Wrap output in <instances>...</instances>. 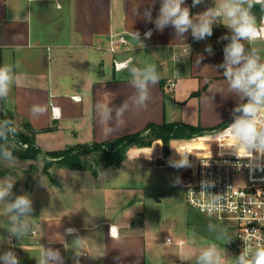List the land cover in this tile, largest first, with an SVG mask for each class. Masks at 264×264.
<instances>
[{
    "label": "crops",
    "instance_id": "1",
    "mask_svg": "<svg viewBox=\"0 0 264 264\" xmlns=\"http://www.w3.org/2000/svg\"><path fill=\"white\" fill-rule=\"evenodd\" d=\"M215 1L211 5L201 0L193 6L192 0H185L182 7H188L195 19L222 3ZM160 6L161 0H0V66L12 65L14 71L8 96L0 99V115L12 112L27 120L36 130L38 146L45 152L133 134L149 123L178 122L211 128L237 115L233 109L245 98L229 90L224 69L218 67L224 61L223 49L231 41V30L223 22L221 27L214 23L212 35L199 41L190 29L182 37L177 36L171 24L160 31L154 23ZM149 8L151 21L144 15ZM253 11L262 20L264 8L255 5ZM149 30L151 37H143ZM112 33H139L143 45L138 42L110 53ZM224 36L228 39H221ZM261 42L264 40L243 43L246 52L255 49L261 60ZM208 45L212 55L205 51ZM185 46L190 53L177 58ZM142 50L152 53L150 61L137 58L130 65L129 53ZM89 51L96 53L92 61L95 73L82 77L76 68L68 75L70 59L76 54L86 62ZM104 52L111 56L112 72L99 75L96 70L104 65ZM198 56L203 60L196 66ZM120 57L130 62L117 71L113 60ZM149 65L156 66L160 79L156 85H148L149 100L144 108L138 103L139 92L134 84L138 76L132 72L138 73ZM74 95L81 99L75 100ZM33 105H44L47 112L34 114L30 111ZM103 106L110 110L106 120H102ZM54 108L60 109L56 118L52 116ZM118 111L122 116L117 115ZM109 128L111 132L106 134ZM204 147L206 152L208 146ZM82 172L92 177L88 170L54 164L44 178L48 180L46 188L49 181H58L64 189L67 178ZM124 173L119 166H106L96 175L101 182L88 188L98 193L100 214L81 217L76 211L67 214L52 206L43 207L32 222L24 217L19 234L9 231L3 238L0 233V256L11 250L19 264H38L48 250H58L62 264H82V253L87 250L93 264H149L145 187L129 182L130 175L123 176ZM68 227L77 228V232L68 234ZM0 264L4 262L0 260Z\"/></svg>",
    "mask_w": 264,
    "mask_h": 264
},
{
    "label": "rangeland",
    "instance_id": "2",
    "mask_svg": "<svg viewBox=\"0 0 264 264\" xmlns=\"http://www.w3.org/2000/svg\"><path fill=\"white\" fill-rule=\"evenodd\" d=\"M205 1L206 4L211 5L216 2L215 0ZM254 7L251 12L256 17L257 24L260 25L261 19L258 12L253 11ZM261 43L264 45V42ZM106 53H102L105 55L104 65L96 70L99 75L112 72L111 56ZM129 54L132 56L130 65L136 63L137 58L150 61L152 57V53L146 50ZM88 55V61L83 62L75 54L74 58L69 61L71 73L69 72L68 75L75 73L76 68L81 71L82 77L91 75L93 73L92 61L96 53L89 51ZM17 125L23 129L20 123ZM147 135L151 136L147 132L143 134V139H149ZM217 137L219 135H199L190 138V141L182 145H177L174 140L187 138H173L170 140L168 154L163 149H150L156 144H159V148H164L161 139H154L150 147L138 144L136 141L129 142L126 148V159L121 164L114 165L119 166L122 172H126L123 176L130 175L129 182L145 187L144 216L148 224L149 264H198L200 254L213 246L221 257L220 264H236L238 246L234 227L215 216L198 212L186 201L187 184L195 180L196 168L189 161V166L182 168L164 164L174 162L178 158L181 159L185 154L192 155L195 161L199 157L201 144H210L209 141H215ZM87 158L92 166L88 170L92 177L89 178L87 172L77 173L67 178V186L64 189L58 185V181L54 184L49 181L47 189L45 182L48 180L44 178L48 173L44 170L43 157L34 161L5 159L0 156V184L5 182L13 184L10 195L4 201H0V233L3 238L13 228H20L24 217L32 222L36 214L46 206H52L67 214L76 211L81 214V217L100 214L99 198L96 196L98 193L92 189L89 191L88 188L101 182L96 175L105 170L104 153L96 150L88 154ZM121 181L126 182L124 178ZM21 195H27L30 198L32 210L17 217L16 213L8 212L7 208L16 197ZM169 238L172 241H168ZM180 241L182 245L179 244ZM15 244L16 241L13 242V247ZM10 247L13 249L12 242H10Z\"/></svg>",
    "mask_w": 264,
    "mask_h": 264
},
{
    "label": "clouds",
    "instance_id": "3",
    "mask_svg": "<svg viewBox=\"0 0 264 264\" xmlns=\"http://www.w3.org/2000/svg\"><path fill=\"white\" fill-rule=\"evenodd\" d=\"M185 0H161L159 15L155 20V26L162 31L166 25L171 24L177 36H181L191 30L192 36L199 41L210 37L213 33V24L223 22L225 27L231 30V41L224 49V61L218 65L224 69L223 76L228 82L229 90L245 98V102L237 105L234 113L233 122L228 126L227 132L234 140V154L243 152L242 159L248 160V167L252 170L264 171V62H260V56L246 52L244 41L249 44L259 39H264V23L258 25L256 17L252 14L251 9L255 5L264 8V0H222L218 7L210 8L200 14L195 19L190 14L188 7H182ZM193 6L201 3V0H192ZM145 19L151 21V9L145 10ZM151 30L145 33L150 37ZM139 41V33H135ZM221 39H228L224 36ZM138 45H143L140 41ZM205 51L212 55V47L208 45ZM203 56H198L196 66H199ZM135 87L138 89V103L144 108L147 107L146 101L149 100L148 85H156L160 76L155 65H149L147 68L132 72ZM14 81L13 66L5 64L0 66V99L8 96L10 88ZM104 107L102 120L109 118L110 110ZM32 113L44 114L47 107L44 105H33ZM59 108H54L52 116L58 117ZM118 116H122V111H118ZM111 132V129H105V133ZM179 154V153H178ZM5 159H13L10 152H7ZM170 165L176 168L188 167V156L185 154L178 162H170ZM13 184L5 182L0 184V201H4L10 195ZM32 210V202L27 195H21L8 205L7 211L16 213L17 217L25 215ZM24 226L13 228V234H19ZM71 231V230H69ZM111 233V229H110ZM4 264H19V259L12 251L0 256ZM221 257L216 251L215 246L203 251L199 258L198 264H220ZM49 261L55 264H62V257L59 251L48 250L45 259L38 264H49ZM236 264H264V247L257 249L254 255L249 259L245 254H241Z\"/></svg>",
    "mask_w": 264,
    "mask_h": 264
},
{
    "label": "built area",
    "instance_id": "4",
    "mask_svg": "<svg viewBox=\"0 0 264 264\" xmlns=\"http://www.w3.org/2000/svg\"><path fill=\"white\" fill-rule=\"evenodd\" d=\"M216 24L218 27L222 26V22ZM145 33L143 37H151H146ZM131 44L125 33H112L108 50L117 53ZM189 53L185 46L176 57L182 58ZM129 62L128 58H114V68L120 71L128 67ZM260 62H264V57ZM73 98L80 100L81 96L74 95ZM228 126L207 134L219 135L215 141H209L213 154L201 155L195 161L189 154L188 161L196 168V176L187 186L186 201L198 212L215 216L234 227L238 257L245 254L250 259L257 249L264 247V171L250 169L247 166L248 160L239 157L244 155L243 152L234 154L235 149H231L234 140L230 135L223 134ZM66 232L76 233L77 228L68 227ZM168 241L172 239L169 238ZM179 244L182 245V242ZM82 261V264H93L92 256L87 250L82 253Z\"/></svg>",
    "mask_w": 264,
    "mask_h": 264
},
{
    "label": "trees",
    "instance_id": "5",
    "mask_svg": "<svg viewBox=\"0 0 264 264\" xmlns=\"http://www.w3.org/2000/svg\"><path fill=\"white\" fill-rule=\"evenodd\" d=\"M233 120L234 116L211 128L178 122L149 123L144 130L133 134L104 142L76 144L65 149L45 152L38 146L35 138L36 130L32 128L27 120L20 119L16 113H3L0 115V156L5 157L6 153L10 152L13 159L17 160L35 161L43 157L44 169L47 173H49V168L54 164L70 169L90 170L92 166L87 155L93 151L100 150L104 153L105 166L119 165L126 159V148L129 142L136 141L138 144L150 147L154 139H161L164 148H159V144H156L150 149H163L168 154L171 139L187 138L174 140L178 145H182L195 136H203L220 131L230 125ZM17 123H20L23 129H20ZM226 131H223V133ZM147 132L151 136L147 135L149 139L146 140L142 136Z\"/></svg>",
    "mask_w": 264,
    "mask_h": 264
},
{
    "label": "bare ground",
    "instance_id": "6",
    "mask_svg": "<svg viewBox=\"0 0 264 264\" xmlns=\"http://www.w3.org/2000/svg\"><path fill=\"white\" fill-rule=\"evenodd\" d=\"M226 135H229V133L226 134ZM204 146H208V149L206 150V152H203V147ZM204 150H205V147H204ZM211 154H213V151L211 149V145L208 144V143L201 144V150L199 151V156H201V155H211Z\"/></svg>",
    "mask_w": 264,
    "mask_h": 264
},
{
    "label": "water",
    "instance_id": "7",
    "mask_svg": "<svg viewBox=\"0 0 264 264\" xmlns=\"http://www.w3.org/2000/svg\"><path fill=\"white\" fill-rule=\"evenodd\" d=\"M125 37L132 43V44H137L139 41L136 40V38L129 34V33H125ZM58 185H60V183L58 182ZM21 217V215H20Z\"/></svg>",
    "mask_w": 264,
    "mask_h": 264
}]
</instances>
